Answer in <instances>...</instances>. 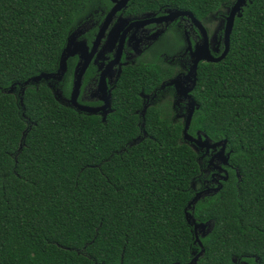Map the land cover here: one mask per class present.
Returning <instances> with one entry per match:
<instances>
[{
	"label": "trees",
	"instance_id": "16d2710c",
	"mask_svg": "<svg viewBox=\"0 0 264 264\" xmlns=\"http://www.w3.org/2000/svg\"><path fill=\"white\" fill-rule=\"evenodd\" d=\"M182 1L213 11L232 0ZM110 4L0 0V264H188L202 248L185 209L207 161L170 101L138 113L141 91L173 71L125 67L104 120L62 104L44 81L8 91L57 70L70 32ZM197 77L189 132L232 152L222 188L187 208L210 222L196 264H264V0L244 7L226 57L200 63Z\"/></svg>",
	"mask_w": 264,
	"mask_h": 264
},
{
	"label": "flooded vegetation",
	"instance_id": "af4514ba",
	"mask_svg": "<svg viewBox=\"0 0 264 264\" xmlns=\"http://www.w3.org/2000/svg\"><path fill=\"white\" fill-rule=\"evenodd\" d=\"M234 2L235 0H232L230 3L222 4V6L213 11H205L203 7H198L195 11L184 6L185 2L182 0H129L110 20L105 34L88 64L82 77V85L77 98L78 103L94 107L103 105V100L101 99L103 96L102 88H106L112 94L125 67L139 65L140 63H156L168 71H173V74L162 80L152 91L148 93L141 91L142 108L138 110V113L140 117H144L145 114H142L143 109L147 110L149 106L157 102L170 101L174 111L173 119L181 120L184 126L189 98L180 99L175 84L162 85L177 76L183 78L189 72L194 61L191 52L196 45L202 44L204 40V34L197 23L202 24L206 28L211 53L214 56H219L223 52L225 47L223 35L226 16L229 14ZM249 2L251 0H248L247 4ZM110 3V7L106 10L91 9L86 19L87 27L79 38H85L90 50L106 15L114 5V1L110 0ZM133 4L137 6L136 9ZM225 9L227 10L226 12H224ZM175 11H185L186 13L177 15L173 13L174 16L172 18H165L168 15H172V12ZM188 12L192 16L188 15ZM210 18L215 21L219 20L216 28L218 36L214 33L211 35L209 32L211 30ZM120 40H122L121 47ZM118 51H120L119 62L109 66ZM79 61V54L71 56L68 59V67L63 79L57 83L62 94L61 100L64 104H70L75 69ZM202 62L206 61L201 60L198 63L197 72ZM67 73L72 76L68 96L64 95L62 91V86H66ZM87 75L89 76L87 77ZM192 92L191 95L193 97ZM102 114L101 111L98 112V115L103 119ZM211 154L212 150L202 158L203 161L208 163ZM230 166L227 167V170ZM208 171L206 175L209 176H204V181H202V186L199 190L208 186H216L219 182H223L219 176H215L219 179V182L213 180V173L216 170L209 168ZM199 190L194 189V195Z\"/></svg>",
	"mask_w": 264,
	"mask_h": 264
},
{
	"label": "water",
	"instance_id": "95a60500",
	"mask_svg": "<svg viewBox=\"0 0 264 264\" xmlns=\"http://www.w3.org/2000/svg\"><path fill=\"white\" fill-rule=\"evenodd\" d=\"M114 5L106 15V18L101 25L99 32L97 34V37L94 41L93 47L90 50L88 47L85 38H79V36L84 32V30L87 27L86 21L83 22L81 25H78L74 30L70 32V34L67 37L66 44L64 48L62 49L61 55H60V61L59 66L57 70L52 72H41L37 75H34L22 83H19L21 85V92L23 93L25 91L26 86L30 84H37L41 83L42 81L49 82V86L53 89L54 94L56 98L62 103V94L60 92V88L57 86V83H59L67 70L68 67V59L75 55L79 54L80 61L77 64V67L75 69V75H74V82L71 90V97H70V104H64L67 106H72L76 108L79 112H84L88 114H98V112H102L103 114V120L106 118L107 114L112 111V94L111 92L107 91L106 88H102L103 91V105L94 107V106H88L84 104H80L77 101L78 95L80 93L81 85H82V77L88 67V64L93 57L94 53L96 52L97 47L99 46L100 40L105 34V30L108 27V24L110 20L113 18L116 13L121 10L129 0H113ZM248 0H235L234 4L230 8L229 14L226 16V23L224 28V50L219 56H214L209 47V38L208 33L206 31V28L202 26V24L197 23L203 34H204V40L203 43L200 45H196L195 49L192 50L191 55L194 59L193 64L189 70V72L185 75V77L177 76L171 81L165 83V85L175 84L177 87V93L179 98H189V101L187 103V111L186 116L184 118V126H183V137L184 140L189 142L191 146L197 151L200 150L202 152V155L200 156V159H202L204 156L207 155L212 150V154L208 159L207 163V169H214L213 173V180H216L219 182V179L215 176H219L223 181L227 180L229 177V173L227 170V167L230 166V157H231V150H227V140H219V141H212L207 136V134L203 133L201 134L200 131L196 132V135H193L189 132V128L191 125L192 118L194 116L195 111L199 108V104L196 101L194 97H192L191 92L194 90V88L197 85V66L198 63L203 60L206 62H219L223 58L226 57L230 50L231 46V33L235 24V20L237 17L242 16L243 12L242 9H244L245 5H247ZM177 14H184L185 11H175L172 12V15H168L165 18H172L174 15ZM188 15L192 16L190 12H188ZM217 36V34L215 33ZM124 36V35H123ZM215 36V37H216ZM123 38V37H122ZM120 47L122 44V40H120ZM120 58V51H118L116 57L111 62L109 66H112L119 62ZM15 88V85H12L9 92H13ZM145 109H143L142 114H145ZM140 137H137L134 139V142H137ZM196 147V148H195ZM223 172V173H222ZM237 175L239 177V173L237 172ZM222 188V183L219 182L216 186H208L205 187L192 197V199L189 201L187 208L191 207L192 204L196 203L202 196L208 195L210 193H216ZM187 208L185 209V216L188 223L193 225L194 233L196 234V240L201 245V250L192 258V260L188 264H196L199 256L204 252V247L202 242L200 241L198 237V233H201L203 236L206 235L210 231V222H197L194 215L187 211ZM173 264V263H172Z\"/></svg>",
	"mask_w": 264,
	"mask_h": 264
},
{
	"label": "rangeland",
	"instance_id": "374dc122",
	"mask_svg": "<svg viewBox=\"0 0 264 264\" xmlns=\"http://www.w3.org/2000/svg\"><path fill=\"white\" fill-rule=\"evenodd\" d=\"M227 10L225 9L224 10V12H226ZM210 20H211V18H210ZM218 21L219 20H211V21H209V23H211V30L209 31L210 32V34L212 35L213 33L215 34H217V31L218 30H216V28L218 27L217 26V24H218ZM216 30V31H215ZM218 36V35H217ZM47 82V84H49V82L48 81H46ZM13 85H15V88H14V91H17V89H18V87L20 88V91H21V85L18 83V84H13ZM13 91V92H14ZM196 148V147H195ZM197 152L199 153V158H200V156L202 155V152L200 151V150H197ZM207 168V162H206V165H205V167H202V172H203V175H202V177H203V179H204V173H208L209 171H208V169H206ZM202 178L200 177H198V178H196L193 182H192V187H193V190L195 189H198L199 190V188L201 187V183H202Z\"/></svg>",
	"mask_w": 264,
	"mask_h": 264
}]
</instances>
